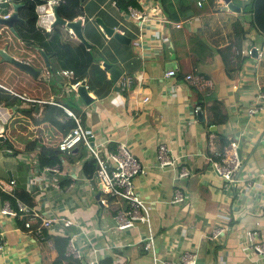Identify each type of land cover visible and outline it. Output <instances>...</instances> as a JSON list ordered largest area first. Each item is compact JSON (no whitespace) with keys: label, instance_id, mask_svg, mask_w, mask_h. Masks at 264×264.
<instances>
[{"label":"crops","instance_id":"crops-1","mask_svg":"<svg viewBox=\"0 0 264 264\" xmlns=\"http://www.w3.org/2000/svg\"><path fill=\"white\" fill-rule=\"evenodd\" d=\"M253 1L232 0L239 10L231 11L224 9L223 0H166L170 13L187 8L186 17L172 20L162 0H136L128 12L115 6L114 0H76L70 7L77 11L73 19L59 15L68 20L81 17L83 34L99 65L107 62L121 72L113 82L106 70L112 80L110 91L99 98L88 89L92 101L85 103L68 94L73 71L63 68L58 57L51 55L52 49L41 45L43 38L28 26L34 12L36 25L46 32L51 29L37 22L46 12L39 5L46 1L0 0V16L18 3L19 17L25 21L13 23L17 35L0 24V49L39 71L33 77L0 55V78L6 63L12 64L0 82V189L24 188L45 217L60 215L74 221L43 229L45 239L39 238L20 216L2 213L10 205L0 196V264H91L92 260L165 264L180 263L188 252L196 253L195 264H264V255L246 240L247 231L255 229L258 240L264 242V215L259 208L264 201V108L253 116L247 114L264 92V33L251 23ZM62 2L57 0L58 13ZM33 3L32 12L26 6ZM5 7L8 11L3 13ZM130 7L147 12L149 19L131 18ZM95 17L129 41L107 36ZM41 49L49 66L38 56ZM170 62L174 66L168 67ZM61 70H70L71 75ZM168 70L174 74L167 75ZM191 75L201 76L204 87L195 88L187 78ZM123 79L129 81L125 90L120 86ZM49 99L71 102L77 108L102 153L123 143L138 158L143 171L134 178V186L148 208V222L137 221L126 229L114 226L117 203L101 205L96 198L99 189L87 183L94 173H85L86 163L93 160L89 153L70 158L55 149L65 128L53 118L57 110L52 116L53 107L36 101ZM231 140L240 151L239 181L225 187L212 168V151ZM34 142L60 154L59 174L39 166V145L31 149ZM159 142L170 148L175 166L158 165ZM80 148L70 154L79 153ZM181 165L189 174L178 179ZM177 185L184 195L181 202L172 201ZM218 227L222 228L219 235L210 238ZM150 234L153 249L147 250L144 244ZM57 237L66 239L65 258L60 261ZM72 238L80 257L67 252Z\"/></svg>","mask_w":264,"mask_h":264},{"label":"built area","instance_id":"built-area-1","mask_svg":"<svg viewBox=\"0 0 264 264\" xmlns=\"http://www.w3.org/2000/svg\"><path fill=\"white\" fill-rule=\"evenodd\" d=\"M221 1V0H220ZM57 0H47L45 3L40 4V9H46L45 15L40 14L38 17V24L41 26L50 27L55 20V16L52 10V5L56 4ZM129 14L131 18L138 20L140 22L147 21L149 15L147 12H142L135 7L129 8ZM9 13L4 14L7 17ZM46 23V24H45ZM176 25H179L177 23ZM259 55H261L259 53ZM61 73L65 76H70V70H61ZM167 75L174 74V70H168ZM188 81L195 88L204 87V79L201 76H188ZM82 80L76 81L74 83H68L67 91H76L77 87L81 84ZM123 90L129 86L128 79H123L120 83ZM84 88L88 91V85L84 80ZM149 98L145 96L144 101ZM41 102L48 107H53L51 111L52 116L54 111H58L57 116H53L54 119H59L58 121L62 123V127L65 128L61 137L55 144V149L61 153L70 154L75 147L83 145L87 148V153L95 162V170L92 176L86 178L87 183L94 184L97 189L101 192V196L98 201L101 205H107L109 201L117 203L115 207L114 214L112 216L114 221V226L117 229H126L135 225L137 221L149 220L148 208L144 202L136 193L134 186V178L143 171V168L136 156H134L128 148L123 144H117L114 151H106L102 153L94 143H90L91 133L85 127L82 118L79 113L74 109L67 106L66 104L56 102L52 99L49 100H36ZM264 92L259 93L257 100L249 106L247 110L248 116H253L255 113L263 110L264 108ZM195 112L198 111L197 108L194 109ZM213 158L212 168L218 178L222 180L225 187L235 185L239 181V167H240V156L238 152L237 142L231 140L227 142L221 149L216 150L213 148ZM156 159L160 167L175 166L176 158L171 156L170 148L164 143L159 142L156 150ZM46 171H51L55 174H59L61 169L60 166L56 164L47 165L44 167ZM189 171L184 166L181 165L177 174L178 179H182L188 176ZM262 179L264 182V173L262 174ZM36 178L34 181H38ZM13 180L10 181V184ZM251 183V182H248ZM184 199V195L177 185L174 187L173 202H181ZM19 211L27 213L25 219V226L30 230H33L37 237L45 239L43 229L51 228L54 224H59L60 226H69L74 223V221L69 217H64L60 215H53L50 217H45L42 215L34 206L27 207L24 204H18ZM260 213L264 215V201L260 203ZM2 213H7L16 216V211L11 207L2 208ZM222 228H216L210 235V238H214L221 232ZM246 240L252 247L260 254L264 255V242L258 240V231L249 230L246 233ZM144 248L147 250L153 249V237L150 234L147 243L144 244ZM67 252L69 255L74 257H80V251L74 244L73 238L68 240ZM196 253L188 252L185 253L180 263L176 262H166L165 264H195ZM91 264H104L97 260H92Z\"/></svg>","mask_w":264,"mask_h":264},{"label":"trees","instance_id":"trees-1","mask_svg":"<svg viewBox=\"0 0 264 264\" xmlns=\"http://www.w3.org/2000/svg\"><path fill=\"white\" fill-rule=\"evenodd\" d=\"M43 0H40L42 2ZM45 1V0H44ZM65 1V2H64ZM115 6L120 9L127 11L128 6L136 5V0H114ZM166 0H162L164 4V11L168 18L177 20L179 16L186 17L187 8H180L176 13H170L166 10L165 5ZM36 3V2H35ZM35 3L27 5L28 10H34ZM66 5V9H61L64 13L65 17L68 19H73L76 16L77 11H74L71 7V4L76 3V0H63ZM252 24L257 28L258 31L264 33V0H255L252 3ZM251 5V6H252ZM61 6V4H60ZM8 8L2 10L3 13H6ZM60 12L59 14H63ZM128 12V11H127ZM32 20H30V24L28 25L32 30H34L39 36L43 38L42 46L47 50L52 49V56L58 57L60 61V65L63 68H69L73 71V77L70 82L74 83L76 81L85 79L88 85V89L92 91L96 97H104L108 94L112 87V80L107 77L106 69L101 67L96 60V57L92 55V47H87L83 42L79 39L75 38L68 30L65 29V26L61 24H53L51 29L46 32L43 28H39L36 25L37 16L33 12ZM61 16V15H60ZM63 16V15H62ZM1 35V34H0ZM44 38H46L44 40ZM11 47V46H10ZM40 58L43 56L38 54ZM6 69L4 72V77L0 78V82H4L6 76L11 67V63H6ZM17 84V81H15ZM12 86V85H11ZM16 86V85H15ZM15 86H12L15 88ZM71 103V102H70ZM39 145L37 149L38 154V164L40 167H44L47 165H52L60 162L59 154L56 153V150L53 148L45 147L39 142H34L31 149H36V145ZM224 146V145H223ZM222 146V147H223ZM221 147V148H222ZM79 153L69 154L70 158L75 156H80ZM95 170V162L93 160H89L85 166V173L90 176L91 173ZM0 196L3 199H6L9 202V205L12 209L16 211V216L21 217L22 224L24 225L25 219L27 217V213H22L19 211L18 202L26 205L27 207H32L34 202L30 197L28 192L24 188H17L11 192H6L0 189ZM56 248L58 252V261L65 258L64 249L66 246V239L57 237L55 239Z\"/></svg>","mask_w":264,"mask_h":264},{"label":"water","instance_id":"water-1","mask_svg":"<svg viewBox=\"0 0 264 264\" xmlns=\"http://www.w3.org/2000/svg\"><path fill=\"white\" fill-rule=\"evenodd\" d=\"M45 1H47V0H45ZM83 1H85V0H80V2H83ZM223 1L225 2L224 9H229L231 11L239 10L238 6L235 3H233L232 0H223ZM19 5L20 4H18V3H12L13 9L8 14V16L7 17L0 16V24L7 26L15 35H17V32L14 30L13 23L15 21H21L23 23L25 22L22 18L19 17V14H18ZM52 10H53V13L55 16V20H54L53 24H61V25L65 26L66 28L69 29V31H71L74 34V36L77 39H79L81 42H83L87 47H91V43L88 42V40L85 38V36L83 34L82 18L81 17L76 18L74 20H68V19L61 17L58 13V5L57 4L52 5ZM95 20L101 26L103 32L107 36H113L116 40H118L120 42H128L129 41V38L125 34L121 33L118 30H115L111 26H108L107 24H105V22L101 18L95 17ZM40 52L44 58V61L46 62V65L49 66L50 62H49L47 54L42 49L40 50ZM0 55L3 58H5L6 60H10L16 66H18L22 70L26 71L29 75H32L33 77H36L39 74V71L31 63H29L27 61H22V60H19L16 58H11V56L8 55L2 49H0ZM101 63H102V67L105 68L106 70H108V73L110 74V77L113 80V82H116L121 75L120 70L116 66H112L111 64H109L107 62H101ZM172 66H174V62L168 63V67H172ZM68 94H72L75 97L80 98L85 103H90L92 101V97L90 96L88 91L84 88V80L81 81V84L77 87L76 91L69 90ZM200 115L202 117L201 113H199V116ZM89 133H90V131H89ZM90 143L91 144L94 143L92 136L90 137ZM77 150H78V148L75 147L72 150V152L74 153ZM238 152L240 154L239 150H238ZM99 196H100V192H98V194L96 195V198L99 199Z\"/></svg>","mask_w":264,"mask_h":264},{"label":"rangeland","instance_id":"rangeland-1","mask_svg":"<svg viewBox=\"0 0 264 264\" xmlns=\"http://www.w3.org/2000/svg\"><path fill=\"white\" fill-rule=\"evenodd\" d=\"M66 7V5L64 4V3H61V6H60V12H62V10L61 9H64ZM63 13V12H62ZM64 14V13H63ZM66 29V28H65ZM25 53L27 54V55H29L30 54V50H28V49H26L25 48ZM67 106H69V107H71L72 109H75V111L76 112H78L77 111V108L76 107H74L72 104H70V103H65ZM81 148H80V155H82V154H86L87 152H85L83 149H85L86 151H88L87 150V148L85 147V146H83V145H79ZM64 156L68 159V156L66 155V154H64ZM59 158L61 159V156H60V154H59Z\"/></svg>","mask_w":264,"mask_h":264}]
</instances>
